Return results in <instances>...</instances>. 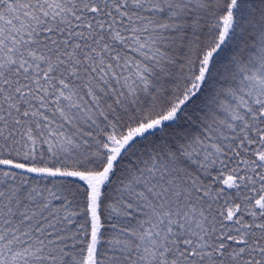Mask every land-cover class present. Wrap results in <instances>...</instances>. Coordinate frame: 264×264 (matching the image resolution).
<instances>
[{
  "label": "snow or ice",
  "instance_id": "snow-or-ice-1",
  "mask_svg": "<svg viewBox=\"0 0 264 264\" xmlns=\"http://www.w3.org/2000/svg\"><path fill=\"white\" fill-rule=\"evenodd\" d=\"M0 264H264V0H0Z\"/></svg>",
  "mask_w": 264,
  "mask_h": 264
}]
</instances>
